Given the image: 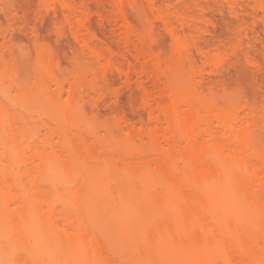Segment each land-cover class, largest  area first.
Here are the masks:
<instances>
[{"label": "bare ground", "instance_id": "1", "mask_svg": "<svg viewBox=\"0 0 264 264\" xmlns=\"http://www.w3.org/2000/svg\"><path fill=\"white\" fill-rule=\"evenodd\" d=\"M12 2L0 0V264H264V90L247 100L205 77L222 55L259 72L263 0H35L31 81ZM213 7L234 21L216 45ZM46 16L64 60L40 35Z\"/></svg>", "mask_w": 264, "mask_h": 264}, {"label": "rangeland", "instance_id": "2", "mask_svg": "<svg viewBox=\"0 0 264 264\" xmlns=\"http://www.w3.org/2000/svg\"><path fill=\"white\" fill-rule=\"evenodd\" d=\"M78 1V0H76ZM207 1V0H204ZM209 1V0H208ZM244 2H249L248 4H254L255 0H244ZM16 8L20 11L21 20L17 23L16 27L13 31V39L19 45V47L25 50L23 56L18 61V72L19 74L26 79L27 81H31V75L34 72V67L36 64V53L29 42V38L27 33L30 24H33L32 17L34 18L36 4L35 0H13L12 2ZM264 3V0L263 2ZM211 12V13H210ZM209 14L215 20V29L213 34L208 37V44L216 45L220 43L219 41L224 40L227 38L226 36H231L232 33V24L234 23L233 19L226 13H221L216 8L213 7V10H210ZM0 18L5 22V16L0 13ZM246 20L251 23V19L246 17ZM52 18L51 16H46L44 21L39 24L36 23L39 30L40 35L43 39L47 40L51 46L56 50L57 55L64 60L63 53H62V45L56 40V37L53 33L51 28ZM6 23V22H5ZM29 25H27V24ZM255 25L253 27V33L250 35V42L253 43L254 48L252 49V54L257 59L259 63V72L252 67L251 65L247 64L243 60L237 61L234 57L226 58L222 55L221 57H217L214 59L216 63H222L224 70L222 74L218 77L213 76H205L206 80L209 82H217V83H225L228 84L233 89L237 88L240 95L247 100H251L255 94L258 93V90H264V26L259 22H254ZM4 24V23H3ZM6 25V24H5ZM93 27L94 29L99 32L100 35L103 37H108L111 39V31L108 27H101L98 23L97 18L93 20ZM111 40H114L113 38ZM2 40L0 39V43ZM111 43L113 41H110ZM115 45V43L113 42ZM162 49L168 55L170 53V45L167 38H162ZM207 81V82H208ZM118 83V81L116 82ZM115 83V87H119L120 82L118 84ZM122 104L128 105V102L138 98V91L133 87L131 91L129 90H122ZM101 92V91H100ZM104 92V91H103ZM99 94V93H98ZM97 95V94H96ZM101 95V94H100ZM98 96V95H97ZM96 96V97H97ZM92 97V96H91ZM95 97V94H94ZM95 97V99H96ZM88 99V98H87ZM92 99H94L92 97ZM65 100V97H64ZM86 100V99H85ZM83 100V104L87 107V100ZM89 101H91L89 99ZM112 104L109 101H104L103 104L100 105V114L98 120H94L91 115L88 113L84 117V123L89 126V128H98L100 127L107 119L105 118L109 112V109L112 108ZM127 107V106H125ZM133 121H138L137 116H131Z\"/></svg>", "mask_w": 264, "mask_h": 264}]
</instances>
